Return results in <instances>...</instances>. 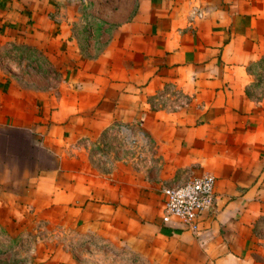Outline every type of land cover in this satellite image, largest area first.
I'll return each instance as SVG.
<instances>
[{
    "label": "crops",
    "instance_id": "0c3cea01",
    "mask_svg": "<svg viewBox=\"0 0 264 264\" xmlns=\"http://www.w3.org/2000/svg\"><path fill=\"white\" fill-rule=\"evenodd\" d=\"M262 53L264 0H0V264L43 226L24 264H264ZM205 174L199 233L163 223Z\"/></svg>",
    "mask_w": 264,
    "mask_h": 264
},
{
    "label": "built area",
    "instance_id": "2783aa9c",
    "mask_svg": "<svg viewBox=\"0 0 264 264\" xmlns=\"http://www.w3.org/2000/svg\"><path fill=\"white\" fill-rule=\"evenodd\" d=\"M215 183L216 178L213 175L205 174L175 186L162 188L163 223H178L184 229L199 233L201 213L213 202Z\"/></svg>",
    "mask_w": 264,
    "mask_h": 264
},
{
    "label": "rangeland",
    "instance_id": "374dc122",
    "mask_svg": "<svg viewBox=\"0 0 264 264\" xmlns=\"http://www.w3.org/2000/svg\"><path fill=\"white\" fill-rule=\"evenodd\" d=\"M255 80L256 82L254 83V89L256 93H263L264 94V53L260 56L257 62H255ZM36 235L37 236H44L47 238L49 235V229H47L45 226L39 230L38 234L35 233L34 231H29L28 233H25L21 236H19L18 240L12 244L13 247L11 248V254L13 255L12 260L7 261L5 264H24V259L28 256L33 255V247L32 244L33 242L36 241ZM65 240H62L64 242ZM46 242H43L40 246V248H47V253L44 250V258L48 257L46 260V264H67L68 262L64 259V256L62 255L60 258L59 256H56L55 259H50L51 258V250L56 247L55 245H47L45 244ZM71 250H74V252L78 256H82L83 254L88 255L87 261L84 264H121L119 262H115V258L112 257L110 253H106L105 249L95 252L96 249L94 248H89V246H75V247H70ZM56 249V248H55ZM66 252V251H65ZM26 253V254H25ZM60 258L61 260H58ZM29 259V258H28ZM71 264V263H70ZM76 264H82V263H76Z\"/></svg>",
    "mask_w": 264,
    "mask_h": 264
}]
</instances>
